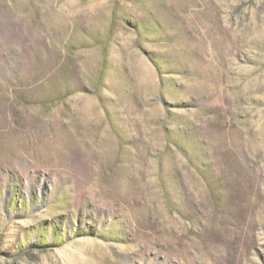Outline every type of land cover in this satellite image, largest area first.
<instances>
[{"label": "rangeland", "instance_id": "obj_1", "mask_svg": "<svg viewBox=\"0 0 264 264\" xmlns=\"http://www.w3.org/2000/svg\"><path fill=\"white\" fill-rule=\"evenodd\" d=\"M0 264H264V0H0Z\"/></svg>", "mask_w": 264, "mask_h": 264}]
</instances>
